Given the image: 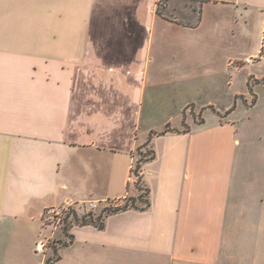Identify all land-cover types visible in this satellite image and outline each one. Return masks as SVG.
I'll return each instance as SVG.
<instances>
[{
    "label": "crops",
    "instance_id": "0c3cea01",
    "mask_svg": "<svg viewBox=\"0 0 264 264\" xmlns=\"http://www.w3.org/2000/svg\"><path fill=\"white\" fill-rule=\"evenodd\" d=\"M202 1L183 24L157 0H0V264H44L45 209L133 195L136 148L183 121L151 138L149 208L71 224L54 264H264V157L236 103L205 102L242 77L254 106L264 0Z\"/></svg>",
    "mask_w": 264,
    "mask_h": 264
},
{
    "label": "rangeland",
    "instance_id": "374dc122",
    "mask_svg": "<svg viewBox=\"0 0 264 264\" xmlns=\"http://www.w3.org/2000/svg\"><path fill=\"white\" fill-rule=\"evenodd\" d=\"M159 2L160 3L158 4L157 8L161 12V14L165 15L166 17L173 16L183 24L197 23L200 14L201 2L195 0H159ZM251 83L253 85L261 84V88L264 89V81ZM228 85L229 83L217 86L213 93L210 92L207 96H205V102H208L209 105H213L219 110L224 109L225 107L230 108L234 105V103H236V109L232 113L231 117L242 127V135L246 141L244 147V156L249 161L252 158L264 157V90L256 88L254 92H251L248 97V102L251 103L254 96H257V99L254 106L252 108H248L244 104H240L238 100H235L234 96L232 95L234 91H241L245 88L243 86V78H236L232 86L228 87ZM239 100L245 103L243 97H240ZM213 116L215 117V115L213 114H206V122L210 123L211 121H213ZM148 148L149 146L143 148L141 152L144 153L146 150H148ZM138 158L139 155L137 154V152H135L133 165ZM143 166L144 165H142L141 169L138 170V177L131 178V190L135 196L142 194L145 187V183L143 182L141 175ZM136 181L138 182L137 189H135L133 186ZM122 205L123 203H121V206ZM82 214L85 213L80 212L78 217H80ZM65 218L66 219L63 224H59L56 226L43 223L45 232H42V234L40 235L41 240L38 243L42 242L44 244V247L42 250L37 252L41 253L45 259H54L56 257L54 255V251L57 254V250L61 246L60 243H62L64 240H67V237L64 235L63 228H65L64 226L66 225L70 226L71 224H73V217L66 215Z\"/></svg>",
    "mask_w": 264,
    "mask_h": 264
},
{
    "label": "trees",
    "instance_id": "16d2710c",
    "mask_svg": "<svg viewBox=\"0 0 264 264\" xmlns=\"http://www.w3.org/2000/svg\"><path fill=\"white\" fill-rule=\"evenodd\" d=\"M195 1H198L201 3L203 2L202 0H195ZM157 14L162 15L161 12L158 10V8H157ZM248 90H249V92H251V88L249 85H248ZM255 102H256V97L254 96L252 102L250 103V106L254 105ZM234 107H235V103L232 106V108L227 112V114L229 112H231L234 109ZM188 131H189V128L183 121L182 130L170 129L169 125H167L160 132H152L149 135L148 140L144 144H142L136 148V152L139 155V158L136 159V161L134 162V165L132 166L131 178L138 177V170L141 169L142 165L149 163L155 159V153H154L153 149L150 147L151 138L153 136H164L167 133L181 134V133H187ZM147 146H149L148 150H146L144 153L141 152L142 149L147 147ZM137 184H138L137 181L133 184L135 189H137ZM122 203H123L122 206L119 205V206L114 207V208L103 209L97 213H91V212L85 213V214L81 215L80 217H78V216H76V214H74L73 215V223L76 225H79V226L91 225V226L96 227L97 229H103L104 218L109 214H115V213L130 210V209H133L136 211H145L150 206L149 189L145 186L142 194H139L137 196H135L134 194L127 196L125 199H123ZM66 226H64L65 228H63L64 229L63 230L64 235L68 239H70L71 237L67 234L69 226H67V228H66ZM64 244L65 243H63V242L60 243L61 246H63ZM54 255L56 256L54 259L46 258L44 260V264H54L59 259L58 255L56 254L55 251H54Z\"/></svg>",
    "mask_w": 264,
    "mask_h": 264
},
{
    "label": "built area",
    "instance_id": "2783aa9c",
    "mask_svg": "<svg viewBox=\"0 0 264 264\" xmlns=\"http://www.w3.org/2000/svg\"><path fill=\"white\" fill-rule=\"evenodd\" d=\"M159 0H157V6L159 4ZM264 59V38L261 42L260 51L256 56L248 57L243 60V63L246 65H251L256 61H260ZM121 205V204H120ZM119 206V204L114 203L113 201H81V202H67L60 207H52L45 209L41 214V220L44 224H49L52 226H56L59 224H63L65 222L66 215L73 217L74 214L78 216L80 212L82 213H96L100 210L107 208H114ZM83 215V214H82ZM36 251H40L43 249L44 244L42 242L38 243Z\"/></svg>",
    "mask_w": 264,
    "mask_h": 264
}]
</instances>
